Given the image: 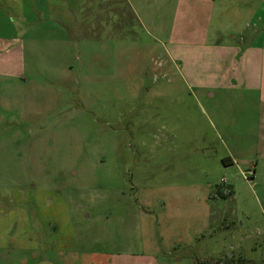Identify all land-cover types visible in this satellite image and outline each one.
<instances>
[{
	"label": "rangeland",
	"instance_id": "374dc122",
	"mask_svg": "<svg viewBox=\"0 0 264 264\" xmlns=\"http://www.w3.org/2000/svg\"><path fill=\"white\" fill-rule=\"evenodd\" d=\"M182 6L181 0H151L149 10L133 0H53L48 16L58 18L48 21L60 30L30 43L26 56L28 122L3 123L9 112L0 110V193L34 187L49 195L23 204L30 237L40 233L42 240L29 244L27 264H40L56 247L65 264L86 263L95 250L108 264H188L183 257L193 254L182 244L206 221L217 249L242 241L234 264H264V186L245 170L217 163L230 138L245 139V90L225 98L199 88L216 64L223 71L229 62L243 85V49L223 63L212 45L200 43L227 39L213 33L242 32L250 21L234 14L198 19L195 4L187 19ZM182 31L194 35L179 37ZM177 38L195 42L190 69L171 62ZM8 92L12 87L0 95ZM218 189L233 194L224 198ZM127 254L136 256L124 260Z\"/></svg>",
	"mask_w": 264,
	"mask_h": 264
},
{
	"label": "crops",
	"instance_id": "0c3cea01",
	"mask_svg": "<svg viewBox=\"0 0 264 264\" xmlns=\"http://www.w3.org/2000/svg\"><path fill=\"white\" fill-rule=\"evenodd\" d=\"M41 1L40 9L36 10L30 7L28 0H0V90L8 89L12 87L14 92H8L0 95V110L9 112L8 116H2V121L10 118L12 120L17 119L27 123V116L29 115V78H28V66H27V52L31 45L38 44L40 42H46L45 35L54 36L57 32L59 25L49 22V18H58L51 15V11H54L52 7L53 0H38ZM78 1L79 0H74ZM139 7H143L145 10H149L151 0H133ZM81 3V1H80ZM181 4H184L183 10L181 11V17H190L192 10L191 5L195 4V10L199 13L196 17L199 19L205 14L209 15L211 19H222L225 15H232L234 19L245 18L249 23L247 27L249 29H243L242 32L234 31L233 34L229 32H221L215 30L214 36L229 35L227 39H222L218 42V39L214 43L201 41V47L212 45L213 51L217 52V59L220 62L226 59H234L236 55L234 53L243 54V77L241 83L243 84L238 88L239 83L236 81L237 78L231 75L234 71H229L230 62L226 63L224 70L220 71V66L215 65L214 69L209 74L208 81L204 83L199 82V88L204 92L210 93L211 96L216 95L220 92L225 98L229 97L231 93L237 89L245 90L246 104H245V122L242 124L245 132L244 141L241 139H231L230 144L225 148L226 156L221 155L217 163L221 166L222 161L225 168H232L236 166L237 171L245 170L250 174L249 178H256L257 181L264 186V0H181ZM186 5V6H185ZM199 5V6H198ZM137 7V6H136ZM199 7V8H198ZM138 9V8H137ZM140 16L142 14L138 9ZM135 12V10H134ZM120 18L123 19L125 13ZM48 16V17H46ZM135 16L138 18L137 12ZM232 16L230 18L232 19ZM151 19V15L148 17ZM10 19V20H9ZM15 19V20H13ZM120 19V20H121ZM19 23V29L14 23ZM65 22V21H64ZM66 23V22H65ZM7 26L9 27L7 29ZM58 27V28H57ZM250 30V31H249ZM172 31V30H171ZM244 36L250 34L253 36L247 42L245 37L235 38L233 35ZM171 34V33H170ZM180 36H191L194 35V31H182L179 33ZM179 39V40H178ZM182 39V40H180ZM194 41L186 38H177L172 40V47L176 54L174 58L170 59L171 62L174 59L180 60L179 64L184 69L192 66L194 59H189V51L194 48ZM33 53H37L36 48H31ZM233 52V53H232ZM238 55V54H237ZM178 59H177V58ZM190 60V61H189ZM225 63V61L223 62ZM191 64V65H190ZM180 67V66H179ZM228 68V71L225 70ZM215 69L217 71H215ZM232 72V73H231ZM202 73L197 71L195 76L198 78ZM221 76V77H220ZM240 83V84H241ZM213 116L216 118L219 125L221 121L219 113L216 109H212ZM241 125V126H242ZM222 127V125H221ZM238 138V137H235ZM225 153V152H224ZM224 159H228L224 162ZM230 159V160H229ZM245 172L243 171V174ZM228 184L232 185L228 182ZM233 186V185H232ZM220 189H218L219 193ZM234 191V188H233ZM39 190H34V187H30L27 190L25 188H9L4 189L0 193V264H27L29 256V244L36 241L41 242L40 233L39 237L34 239L30 237L29 231H27V217L24 216L25 212L23 204L26 201L36 202L34 196L48 201L49 195L41 194ZM42 195L43 198L40 197ZM54 199V196H51ZM51 199V201H53ZM41 202V200H39ZM14 205L18 215L14 218L10 208ZM27 214V213H26ZM16 230L13 231V228ZM19 227V228H18ZM211 227L206 221L200 226H196L193 232L187 237L185 244H182L183 248L186 245L187 253L193 255H187L183 258L188 259V264H234L236 260L235 251L238 249L242 253L245 249L242 245V241L231 245L228 249L221 250L217 249L214 245L218 239L213 237L214 233H210ZM183 241V240H181ZM220 241V240H219ZM54 243L55 238H51V242ZM204 244L199 250L198 245ZM67 245H70L67 243ZM149 245V244H148ZM175 246H180L179 244ZM221 247V245H219ZM149 247V246H148ZM151 247V246H150ZM173 247V248H174ZM61 249L56 247L51 257L41 256L42 261L40 264H65L62 262L63 254H60ZM227 250L233 251L231 255L227 254ZM200 251V252H199ZM95 251H89L87 253L90 259L83 264H108L106 259L101 258L103 253ZM141 254L145 257H151L152 253ZM196 253V254H195ZM97 254V255H96ZM207 254V258L204 256ZM220 254L218 257L217 255ZM198 255V256H197ZM129 256L135 257V254L122 255V258L127 259ZM241 259L247 261L248 258ZM210 259V260H208ZM222 261H219V260ZM106 262H105V261ZM215 260V261H214ZM207 261V262H206ZM84 262V261H83Z\"/></svg>",
	"mask_w": 264,
	"mask_h": 264
},
{
	"label": "trees",
	"instance_id": "16d2710c",
	"mask_svg": "<svg viewBox=\"0 0 264 264\" xmlns=\"http://www.w3.org/2000/svg\"><path fill=\"white\" fill-rule=\"evenodd\" d=\"M228 159H224V162H226ZM230 160V159H229ZM220 196L226 198L228 196H230L231 194H233L232 190H229V193H224L221 189L219 191ZM201 262L198 261V264H200Z\"/></svg>",
	"mask_w": 264,
	"mask_h": 264
}]
</instances>
